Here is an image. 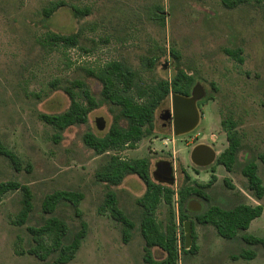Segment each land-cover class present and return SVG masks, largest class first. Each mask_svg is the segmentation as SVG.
<instances>
[{
	"label": "rangeland",
	"instance_id": "374dc122",
	"mask_svg": "<svg viewBox=\"0 0 264 264\" xmlns=\"http://www.w3.org/2000/svg\"><path fill=\"white\" fill-rule=\"evenodd\" d=\"M236 1L240 2L228 8L223 0H0V142L19 161L16 170L0 156V183L26 186L32 194V211L22 226L15 225L22 208L21 190L0 197V264H52L56 253L44 261L27 254L34 247L27 228H38L51 216L67 224V239L80 229L81 222L86 224L85 238L67 264H144L140 209L135 201L145 188L136 176L126 177L119 186L98 182L96 172L110 157L148 159L153 182L174 191L186 175L190 184L205 185L216 178L206 190L208 203L195 198L186 204L192 220L211 205L222 209L261 205L264 209V197L257 201L251 196L241 172L247 162H254L264 185V166L258 159L264 152V0H230ZM55 2L65 6L43 22L42 10ZM71 7L87 12L76 18ZM48 33L77 34L78 43L74 47L51 45L45 39ZM171 49L178 53V60L170 55ZM236 50L241 51L242 63L226 52ZM113 61L136 71L142 87L169 80L178 63L193 77V87L199 85L204 91L196 102V127L175 136L172 125L160 119L165 110L171 111L170 94L155 112L153 135L133 149L96 155L83 144V136L88 131L98 137L107 133L113 116L108 103L92 111L86 124L60 134L40 120L41 114H59L69 107L61 87L73 80L85 81L100 100L101 85L86 78L84 70ZM53 82L56 89L51 87ZM228 116L236 123L241 140L231 172L216 164L228 145L221 127ZM56 136L60 137L57 141ZM197 146L211 149L210 164L198 166L191 161ZM162 161L173 169L172 184L158 183L153 177ZM55 191L83 195L80 218L68 204H59L53 214L42 212L43 199ZM109 191L135 223L128 243L122 240L121 225L107 211H100ZM155 217L164 224L167 206L161 204ZM176 228L180 230L178 224ZM194 229L200 249L195 255L181 254V264H208L212 248L219 257L213 264H264L263 246H249L239 238L224 240L198 223ZM250 234L264 238V212L254 220ZM244 250H253L256 257L234 263L233 257ZM152 255L157 261L164 258L158 248L152 249Z\"/></svg>",
	"mask_w": 264,
	"mask_h": 264
},
{
	"label": "trees",
	"instance_id": "16d2710c",
	"mask_svg": "<svg viewBox=\"0 0 264 264\" xmlns=\"http://www.w3.org/2000/svg\"><path fill=\"white\" fill-rule=\"evenodd\" d=\"M239 2L223 0V4L228 8L236 6ZM64 6L62 2H55L44 8L42 10L43 22L49 21L54 13ZM71 12L74 17L79 18L84 16L87 11L71 7ZM45 39L48 44L66 47H74L78 43L77 34L58 35L48 33ZM226 52L242 63L240 50ZM170 55L177 60L179 59L178 53L173 49L170 50ZM84 75L86 78L96 80L101 85L100 100L93 95L85 81L73 80L61 87L63 93L69 99V107L62 113L54 115L41 114L39 117L42 122L53 127L60 134L69 127L86 124L88 115L92 111L100 108L102 102L108 103L113 108V116L107 133L98 137L88 131L83 136V144L96 155L126 147L135 148L141 140L153 135L155 112L169 95L189 96L194 85L193 77L180 68L178 63L174 65V73L169 80L161 79L156 83L143 87L138 85L140 77L137 72L123 62L113 61L98 69H86ZM51 87L56 89L57 84L53 82ZM221 127L226 135L228 145L219 155L216 164L223 166L227 172H231L241 149V140L236 132V123L230 116L222 120ZM59 139L60 137L56 136L54 140ZM0 156L6 158L16 170H19L18 158L6 149L1 142ZM258 159L264 166V152L259 155ZM149 168L150 162L146 158L122 160L118 157H110L108 162L95 175L98 182L109 186H119L128 176H136L143 184L145 191L135 202L140 209L139 233L144 243V264H177L178 236L181 243V254L184 256L195 255L198 252L194 229L195 223L213 227L216 234L224 240H233L239 237L243 243L249 246L261 245L264 247V238L245 233L251 222L262 216L264 209L261 205L237 204L230 209H222L211 205L195 215L192 220L186 212V204L189 200L195 198L208 203L210 198L206 190L211 187L216 178L212 177L207 184L200 185L190 184L191 178L186 175L183 184L177 191H174L170 187L153 182ZM241 172L247 179L248 192L255 200H261L264 197V185L257 175L256 164L252 161L247 162ZM225 183L230 186L227 181ZM16 190H21L23 199L22 208L15 225L22 226L27 222L32 211L30 189L14 182L0 183V197ZM175 196L177 197L176 201H174ZM82 199L83 195L81 193L55 191L46 195L43 199L42 212L53 214L59 204H68L73 208L75 216L80 218L81 214L78 207ZM161 204L168 208V219L164 224L158 223L155 217ZM175 204L176 208H174ZM101 210L107 211L110 217L121 225L122 240L128 243L132 231L135 229V223L119 209L114 192L109 191L106 193ZM186 221H190L192 227V244L189 249H185L184 246L183 224ZM177 224L180 228L179 231L176 228ZM27 231L31 234L34 243V247L29 249L27 254L44 261L50 254L56 253V258L52 264H67L74 258L82 240L85 238L86 224L81 222L80 229L70 239H67V224L64 220L54 216H51L38 228L28 227ZM153 248H158L164 253L162 260L157 261L154 259L152 255ZM238 258L253 260L255 254L251 250H244Z\"/></svg>",
	"mask_w": 264,
	"mask_h": 264
},
{
	"label": "water",
	"instance_id": "95a60500",
	"mask_svg": "<svg viewBox=\"0 0 264 264\" xmlns=\"http://www.w3.org/2000/svg\"><path fill=\"white\" fill-rule=\"evenodd\" d=\"M204 96L203 89L196 85L193 87L189 96L171 94V111L165 110L160 119L171 124L173 135L179 136L193 130L198 124V112L196 102ZM103 127H100L102 129ZM191 161L198 166L210 164L214 155L211 149L205 146L195 147L190 154ZM172 167L167 162H158L153 173L154 179L158 183H173ZM185 249H189L192 244L191 222L186 221L183 224Z\"/></svg>",
	"mask_w": 264,
	"mask_h": 264
},
{
	"label": "crops",
	"instance_id": "0c3cea01",
	"mask_svg": "<svg viewBox=\"0 0 264 264\" xmlns=\"http://www.w3.org/2000/svg\"><path fill=\"white\" fill-rule=\"evenodd\" d=\"M263 212H264V210H263ZM263 215V214H262ZM262 217V216H261ZM260 217V218H261ZM254 222V221H253ZM253 222H251V224H250V226H249V229L245 232L246 234H249V235H251L250 234V231L252 230V224H253ZM207 226V230L213 235V236H216L217 234H216V231L214 230V228L213 227H211V226H209V225H206ZM214 232V233H213ZM241 235V234H240ZM253 236V235H252ZM256 237V236H255ZM239 238V237H238ZM258 238H260V237H258ZM240 239V238H239ZM214 241V244H213V247H215L216 245L215 244H217L216 243V241L215 240H213ZM241 241V240H240ZM255 246V245H254ZM198 248L200 249V244L198 243ZM251 251H253V250H251ZM241 253V252H240ZM239 253V254H240ZM253 253H254V251H253ZM239 254L238 255H236V256H234L233 257V262L234 263H239L237 260H243V259H241V258H238V256H239ZM255 254V253H254ZM217 254H216V249L215 248H212V250L210 251V255H209V257H208V264H213V263H216L217 262V260L219 259V257H217L216 256ZM229 254L228 253H226L225 254V258H226V260L228 259V256ZM255 257H256V255H255ZM222 259V258H221ZM237 261V262H236Z\"/></svg>",
	"mask_w": 264,
	"mask_h": 264
},
{
	"label": "built area",
	"instance_id": "2783aa9c",
	"mask_svg": "<svg viewBox=\"0 0 264 264\" xmlns=\"http://www.w3.org/2000/svg\"><path fill=\"white\" fill-rule=\"evenodd\" d=\"M177 248H178V263L177 264H181V243L179 241V236L177 239Z\"/></svg>",
	"mask_w": 264,
	"mask_h": 264
}]
</instances>
